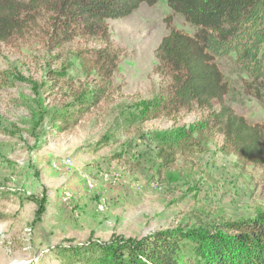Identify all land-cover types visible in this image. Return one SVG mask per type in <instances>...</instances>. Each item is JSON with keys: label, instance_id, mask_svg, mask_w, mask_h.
<instances>
[{"label": "rangeland", "instance_id": "rangeland-1", "mask_svg": "<svg viewBox=\"0 0 264 264\" xmlns=\"http://www.w3.org/2000/svg\"><path fill=\"white\" fill-rule=\"evenodd\" d=\"M169 15L194 32L167 0L107 20L121 50L107 83L89 63L99 40L53 47L39 20L0 43V264H76L58 249L264 213V166L223 150L210 110L144 118L165 95L154 51ZM215 59L226 104L263 121L264 102L245 91L235 52ZM161 147L172 149L171 166Z\"/></svg>", "mask_w": 264, "mask_h": 264}, {"label": "trees", "instance_id": "trees-1", "mask_svg": "<svg viewBox=\"0 0 264 264\" xmlns=\"http://www.w3.org/2000/svg\"><path fill=\"white\" fill-rule=\"evenodd\" d=\"M158 0H0V43L45 21L48 41L58 47L74 37L101 46L89 55L91 69L107 83L121 50L110 39L107 20L128 16L141 3ZM174 13L194 27L177 29L165 17L168 32L155 48L154 70L167 80L162 102L145 119L194 108L211 111L209 129L222 136L223 150L252 166H264V120L250 123L224 101L229 83L215 56L235 52L247 74V94L264 102V0H167ZM214 105L217 108H214ZM164 166L174 161L161 147ZM42 210V209H41ZM58 249L76 264H264V213L213 224L159 229L142 237L112 235ZM71 254V258L66 256ZM64 261V260H63Z\"/></svg>", "mask_w": 264, "mask_h": 264}]
</instances>
